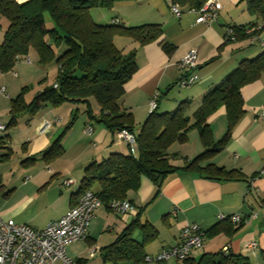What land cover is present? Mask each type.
I'll return each mask as SVG.
<instances>
[{
	"label": "crops",
	"instance_id": "obj_1",
	"mask_svg": "<svg viewBox=\"0 0 264 264\" xmlns=\"http://www.w3.org/2000/svg\"><path fill=\"white\" fill-rule=\"evenodd\" d=\"M218 1L221 3L219 13L208 24L195 22L197 13L193 9L197 7L191 8L186 3L180 5L181 15H174L170 10V0L121 1L114 4L106 14L104 10H97L99 8L90 10L91 17L100 11L107 23L114 17L127 26L160 23L164 39L172 45L169 51L158 41L127 47L129 50L136 48L138 68L126 82L125 92L118 99L124 109L133 116L140 110L147 111L149 100L155 92L161 96L174 91L175 95L170 98L172 106L184 99L200 101L201 96L219 83L242 59L259 54L262 47L250 44L249 38L234 42H228L224 38L228 27L259 21L256 15L250 14L246 9L245 0ZM1 22L2 20L0 25ZM2 36L0 35V42ZM254 46H260L261 49L257 51ZM191 49L197 51L199 64L196 73L199 74V79L184 91L176 92L175 86L184 77V70L176 62ZM29 60L19 62L27 65L31 58ZM13 75L18 76V72L13 71ZM40 76L41 70L36 79ZM12 90L13 94H18L14 92V88ZM241 95L245 111L231 130L230 139L222 150L200 164L203 166L212 163L226 170H239L241 175L229 179L223 176L212 179L207 177L206 172L179 169L167 174L159 190L151 180L143 177L138 189L132 190L127 196L134 205L135 213L119 214L105 205L96 208L82 243L87 248L95 247L96 253L89 257L86 249L85 255L77 254L75 258L81 259L85 264L130 263L124 260L114 263L106 260L104 255L137 216L138 225L131 232V237L142 244L145 255H155L175 245L179 232L188 224L197 222L205 232L219 227L218 233L207 237L203 247L193 250L184 260L171 257L152 264H196L202 254L220 252L225 245L229 246L228 255H239L246 259L247 264H264V116H261L264 73L257 80L242 86ZM11 98L14 97L10 96V100ZM27 114L22 113L17 117L28 118L24 126L27 133L21 138L24 151L19 156V163H16L18 166L0 171V215L34 228H43L49 221L59 219L77 201L79 196L75 194L80 187L86 165L93 160L100 161L113 152L127 154L124 147L126 143L115 138V134L104 125L93 124L90 119L84 118L82 128L86 132L85 128L91 126L92 135L87 136L79 129L74 136V127H71L61 140L63 153L56 159L46 161L41 154L63 131L66 125L63 123L64 116L58 113L57 107L51 106L34 114L29 113V117ZM45 118L52 120L53 125L40 133L36 127ZM207 122L213 139L222 138L227 128L224 106H219L208 117ZM9 130L10 145V138L16 130L15 127ZM199 144V151L198 148L192 153L185 151L172 160V163L182 165L184 161L180 159L181 156L191 159L202 152L204 147L201 142ZM31 156H36L37 159L32 163L21 164L23 159ZM69 179L72 182L66 186L64 181ZM220 214H237L246 220H230L231 227L227 224V219L218 218ZM145 223L149 228L147 233L150 232L148 236L144 235L140 226ZM252 242L257 243L256 248H252ZM214 244L218 247L209 249Z\"/></svg>",
	"mask_w": 264,
	"mask_h": 264
},
{
	"label": "trees",
	"instance_id": "obj_2",
	"mask_svg": "<svg viewBox=\"0 0 264 264\" xmlns=\"http://www.w3.org/2000/svg\"><path fill=\"white\" fill-rule=\"evenodd\" d=\"M121 1L132 0H0V20L3 18L7 23L0 42V72L13 70L20 60L26 61L30 48L36 52L38 64L45 66L53 62L57 69L53 84L44 86L29 102L24 95L27 87L11 98L9 122L5 124V131L0 133V148L5 150L0 153V162L11 158L13 153L9 145L10 134L6 131L17 123L19 114H34L46 106L57 107L66 101H79L85 104L84 111L90 120L95 119L113 134L121 129L129 130L136 139L133 148L127 145L129 153L113 152L100 161L93 160L86 165L75 194L79 197L90 190L97 194L103 205L109 206L111 200H128V193L138 189L141 178L147 177L159 190L167 174L179 169L206 172L207 177L212 179L241 175L239 170H226L212 163L200 164L225 147L231 130L244 114L241 87L264 73V45L260 43L264 36V0H245L246 9L259 21L233 25L235 39L228 40L234 42L249 38L250 44L262 47L259 54L252 59H242L219 83L206 91L192 114L188 113L192 102L190 99L180 100L172 110L158 112L160 94L157 92V107L148 112L137 130L133 124V114L118 101L125 92L126 82L138 68L136 48L129 50L127 47L158 41L169 51L172 45L164 39L160 23L127 26L121 24L117 17L106 24L96 23L91 18V9L102 7L110 10ZM173 1L198 8L207 0ZM46 17L53 22L49 28ZM246 28L252 30L245 32ZM90 96L99 104L97 115L89 104ZM219 106L226 109L227 128L222 138L214 140L207 119ZM71 117L62 133L43 150V160L56 159L63 153L61 140L77 118L75 113ZM191 128L196 129L203 151L191 159L181 156L184 163L176 166L172 160L180 155L171 151L170 147L174 143H185ZM36 159V156L27 157L21 164L32 163ZM226 219L232 227V220ZM137 220L135 216L105 251L106 260L144 263L146 255L142 244L131 237V232L138 225ZM147 225H140L145 236L150 234L147 233ZM218 229H209L207 237L218 233ZM196 264H247V261L239 255L223 256L220 250L202 254Z\"/></svg>",
	"mask_w": 264,
	"mask_h": 264
},
{
	"label": "built area",
	"instance_id": "obj_3",
	"mask_svg": "<svg viewBox=\"0 0 264 264\" xmlns=\"http://www.w3.org/2000/svg\"><path fill=\"white\" fill-rule=\"evenodd\" d=\"M170 10L180 16V4L170 0ZM221 3L218 0H207L202 6L193 9L197 13L195 22L208 24L216 19ZM251 28H246L249 32ZM226 41L234 40V29L228 27L225 30ZM255 39V38H253ZM261 44L264 45V36L261 37ZM27 58V57H26ZM29 61V58H27ZM177 66L184 70V77L179 81V86L187 88L199 79L196 73L197 51L191 49L177 62ZM5 86L0 87V92H4ZM158 93L155 92L150 100L148 112L157 107ZM261 116H264V104H262ZM51 122L44 119L38 126L40 133L47 131ZM5 124L0 121V133L5 131ZM86 133L91 134V126H87ZM115 138L124 141L131 148L135 146L134 134L126 129L116 132ZM72 179L65 180L66 186L70 185ZM103 205L95 192L85 191L77 199L75 204L62 214L59 219L49 221L43 228H34L27 223L16 222L13 218L4 219L0 215V264H85L81 259L70 258L66 252V247L76 240L84 239L91 219L94 217L95 209ZM110 208L117 213H135L134 205L127 199L111 200ZM220 220L228 218L233 222H241L242 219L237 214H220ZM207 239V233L197 222L188 224L182 228L177 238V243L168 249L160 251L156 255H146L144 262L166 261L173 257L177 260H184L193 250L203 247ZM257 243L252 242V248H256ZM96 248L91 246L90 256L96 253ZM223 256L229 254V246L222 249Z\"/></svg>",
	"mask_w": 264,
	"mask_h": 264
},
{
	"label": "rangeland",
	"instance_id": "obj_4",
	"mask_svg": "<svg viewBox=\"0 0 264 264\" xmlns=\"http://www.w3.org/2000/svg\"><path fill=\"white\" fill-rule=\"evenodd\" d=\"M99 8V9H97ZM97 8H93L92 10H104V13L106 14L108 12V9L106 8H102V7H97ZM94 22L96 23H102V24H106V20H104L103 16H101L100 11H98V14H94L92 15ZM2 24L0 25V35H3L4 29L6 27V21L2 18ZM46 25L49 28L50 26L53 25L52 20H50V18L46 17ZM4 36V35H3ZM2 36V37H3ZM2 39V38H1ZM255 49L258 51L259 49H261V47L259 46H254ZM29 56V58H31V62L30 64H24V62L20 63L17 62L15 64V69L14 70H10L7 71V73H0V87H2L3 85L6 88V91L1 94L0 93V121L3 124H7L9 122V110H10V96L11 97H15L16 94H13V88H14V92H20L23 87H27L26 91L24 92L26 101L29 102V100H31L36 93L40 92V90L44 87V86H50L53 84V80L55 78V75L57 73V69L56 66L53 62H51L48 65L42 66L40 64H38V58H37V54L35 52V50L33 48H30L27 55ZM254 54L250 55V57H248V59H252L254 58ZM20 66V67H18ZM20 69V70H18ZM41 70V76L39 79H36V77L39 75L40 70ZM35 70V71H34ZM13 71L18 72V76H14L13 75ZM35 79V80H34ZM41 88V89H40ZM175 91H184L183 88L175 86ZM175 92H170L168 94H163L160 96V105L157 108L158 112H164V111H169L172 110L175 106L171 105V100L170 98H172L175 94ZM199 100H193L191 102L190 108L188 110L189 114H192L193 110L198 106L199 104ZM89 104H91L92 110L94 112L95 115L98 114V111L100 108H98L99 104H97L95 98L93 96H90L89 98ZM44 108V107H43ZM53 108V107H52ZM85 110V104L81 103V102H70V101H66L65 103L59 104L57 106V111L58 113H60L61 115L64 116V120L63 123L66 124L71 120V116L72 114L75 113V116L77 117L75 119L74 124L72 125V127H74L73 129V134L74 136H76L80 129L83 130V133L85 132L84 129L82 128L83 126V121L84 118H88L89 116L86 115ZM148 109L147 111H142L140 110L136 116H133V124L135 126V129L137 130L138 127L140 126V124L145 120V118L148 115ZM59 115V114H58ZM30 115L27 114V117H29ZM85 116V117H84ZM46 119V118H45ZM44 120V119H43ZM42 120V121H43ZM49 122H51V126L53 125L52 120L50 119H46ZM28 118L25 117H21L17 119V123L13 126H9L10 128L15 127V132L12 134V137L10 138V145L11 148L13 150L11 159H7L6 161H1L0 162V171L4 172L6 171V169L8 167H14L16 168V166H18L17 164L19 163V160L21 159L19 156L22 154L23 150V144L21 143V138L24 134H26L27 129H24L25 124H27ZM90 121V120H89ZM93 124L98 123L95 119H91ZM42 123V122H41ZM39 123L38 126L41 124ZM63 123L61 125H63ZM57 124H54V126H56ZM38 126L36 127V129L38 130ZM59 126V125H58ZM10 128H8L7 130H9ZM10 131V130H9ZM8 132V131H7ZM79 132V133H80ZM9 133V132H8ZM62 133V131L60 132ZM85 134H87V136H91V134H88L85 132ZM60 135V134H58ZM188 136V140L185 143H174L171 145L170 149L171 151L176 152L177 154H183L185 153V151L189 152H196L200 150V137L196 131L195 128H191L187 134ZM90 138V137H87ZM87 140V139H86ZM99 144V143H98ZM125 147V151L127 153H129V149L127 144L124 146ZM3 149L0 148V153H2ZM181 159V158H180ZM17 163V164H16ZM4 218V217H3ZM7 219V218H4ZM84 243L83 239L80 240H76L74 241L71 245H69L67 247L66 252H68V256L70 258H75L77 256V254H81L83 253L84 255L86 254L85 250L87 251V255H90V247L91 246H87L82 244ZM218 247V245H213L210 246L209 249H216ZM72 249V250H71ZM73 251V252H72ZM156 255V254H155ZM90 257V256H89ZM153 262H144L141 264H152Z\"/></svg>",
	"mask_w": 264,
	"mask_h": 264
}]
</instances>
